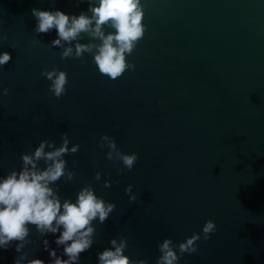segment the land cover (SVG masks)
<instances>
[{
  "label": "water",
  "instance_id": "95a60500",
  "mask_svg": "<svg viewBox=\"0 0 264 264\" xmlns=\"http://www.w3.org/2000/svg\"><path fill=\"white\" fill-rule=\"evenodd\" d=\"M141 4L146 30L127 57L135 70L111 80L88 54L83 62L62 60V49L48 47L55 30L33 32V8L79 15L87 12L86 2L0 0V36L7 37L0 39V53L12 57L0 66V178L19 171L21 155L40 141L59 146L60 134L67 133L69 147H80L64 157L74 179L52 185L61 203L75 202L90 184L116 205L103 224L93 222L94 242L79 264H98L97 253L121 237L131 260L156 264L165 238L183 242L208 220L216 232L206 241L201 237L197 251L178 264H264V0ZM54 67L68 76L59 99L40 75ZM103 134L121 152L137 154L130 171L118 173L122 165L106 159L108 149L98 146ZM96 172L100 181L93 179ZM105 180L110 187H103ZM129 184L137 197L132 203L125 194ZM28 227L22 250L28 260L52 264L45 239L67 259L55 244L59 232L41 235ZM19 255L13 242L0 249V264H14Z\"/></svg>",
  "mask_w": 264,
  "mask_h": 264
},
{
  "label": "clouds",
  "instance_id": "9594fccd",
  "mask_svg": "<svg viewBox=\"0 0 264 264\" xmlns=\"http://www.w3.org/2000/svg\"><path fill=\"white\" fill-rule=\"evenodd\" d=\"M77 4L87 3V12L79 15H68L60 10L49 11L33 8L31 15L35 19L33 32L36 35L47 34L52 30L56 38L48 44L49 48H59L63 59H79L88 54L92 57L98 72L111 80H117L126 71L135 70V65L128 62L127 57L135 50L137 44L144 37L143 24L144 10L141 0H76ZM87 13H91L88 15ZM112 29L106 33L105 29ZM87 37L88 43L79 42ZM0 39H7L0 36ZM75 42V43H74ZM33 44L39 41L33 40ZM74 43V47L72 46ZM67 45V46H66ZM15 47V45H13ZM12 60L10 53H0V66ZM40 75L50 81L49 92L57 99L66 93L68 76L64 71L55 67L51 70L44 69ZM8 89L2 90L3 95L8 94ZM59 146L53 141L42 140L31 154H22V165L19 171L13 170L0 178V249L7 250L15 242V251L20 255L14 264H44L43 260H28L23 253L28 243V225H34L41 235L56 234L57 246H63L61 259L55 250L48 248V240H43V246L48 251L52 264H79L80 255L88 251L93 245L96 229L93 222L103 224L115 210L114 203L106 202L95 194L90 184H85L76 193L75 202L65 199L61 203L56 185L62 178L65 183L74 179L75 173L67 166L64 159L66 155L75 154L79 150L78 144L69 147L67 133H61ZM98 146L107 148V160L119 162L123 170H131L137 162L136 153L125 154L119 150L115 139L107 134L100 137ZM46 147L51 149L46 151ZM43 162V167L38 163ZM75 163V162H73ZM94 181H100L101 174L96 172ZM111 184L108 180L103 182V187ZM129 195V202H135L137 197L132 194V185L125 188ZM216 232L214 221L208 220L201 233H193L183 242L174 243L165 238L158 244L160 255L156 264H178L185 253L191 255L197 251V241L201 237L206 241L210 234ZM110 247L97 253L98 264H147L145 260H131L124 251L127 240L121 237L109 241ZM179 254V255H178Z\"/></svg>",
  "mask_w": 264,
  "mask_h": 264
}]
</instances>
